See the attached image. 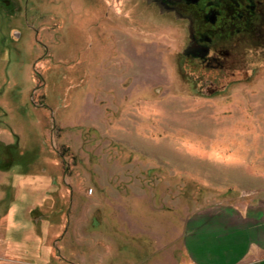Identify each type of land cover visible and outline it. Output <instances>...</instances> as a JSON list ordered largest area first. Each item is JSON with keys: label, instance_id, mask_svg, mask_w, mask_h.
I'll return each instance as SVG.
<instances>
[{"label": "rangeland", "instance_id": "374dc122", "mask_svg": "<svg viewBox=\"0 0 264 264\" xmlns=\"http://www.w3.org/2000/svg\"><path fill=\"white\" fill-rule=\"evenodd\" d=\"M146 1L0 0V264H264L253 229L187 238L264 230V48L199 95Z\"/></svg>", "mask_w": 264, "mask_h": 264}, {"label": "flooded vegetation", "instance_id": "af4514ba", "mask_svg": "<svg viewBox=\"0 0 264 264\" xmlns=\"http://www.w3.org/2000/svg\"><path fill=\"white\" fill-rule=\"evenodd\" d=\"M146 6L184 24L179 64L199 95L226 91L245 71L248 51L264 48V0H147Z\"/></svg>", "mask_w": 264, "mask_h": 264}, {"label": "crops", "instance_id": "0c3cea01", "mask_svg": "<svg viewBox=\"0 0 264 264\" xmlns=\"http://www.w3.org/2000/svg\"><path fill=\"white\" fill-rule=\"evenodd\" d=\"M7 142V143H6ZM3 143V146L6 145H10V141H4L2 140V138H0V144ZM3 152V150H2ZM2 156H0L1 158ZM1 163V162H0ZM8 166L7 165H0V194L2 195V197L4 195H7V190L8 188L14 187L11 183L9 184V180L8 178ZM16 193H18V191H16ZM4 201V199L0 198V205L2 204V202ZM261 212L263 211V209H258ZM256 210V211H258ZM11 212V210H10ZM1 219H4V217L6 215L9 214V210L8 211H4L1 212ZM232 221L229 220H224L222 223H220V219H219V214L217 213H208L205 216L200 215V217L195 218L194 221H192L190 223L191 227H189L190 231L187 233V238H194L195 242H200L202 240V236L203 237H208V235H211L208 239L212 240L214 239V233H217L216 235H218V238L220 239V241L227 239V237L230 234L233 233H237L238 231H245L247 232L250 229H253L254 233L253 234H257L259 237V242H257L255 244L256 246V250H260L263 251L264 250V230H261V227L258 226L257 223H254L252 221L249 220V218H240V219H235L234 217H232ZM228 219V218H227ZM232 222V223H230ZM200 235V236H199ZM199 236V237H198ZM192 241V240H191ZM221 241V242H222ZM190 243V241H189ZM223 245H226L222 242ZM227 249V248H225ZM251 253V252H250ZM249 253V254H250ZM246 254L248 255V252H246L244 256H246ZM252 254V253H251ZM213 258V255L211 256ZM242 257V259H243ZM199 263V262H198ZM200 264V263H199ZM255 264V263H253ZM261 264V263H260Z\"/></svg>", "mask_w": 264, "mask_h": 264}, {"label": "water", "instance_id": "95a60500", "mask_svg": "<svg viewBox=\"0 0 264 264\" xmlns=\"http://www.w3.org/2000/svg\"><path fill=\"white\" fill-rule=\"evenodd\" d=\"M197 1V0H196Z\"/></svg>", "mask_w": 264, "mask_h": 264}]
</instances>
